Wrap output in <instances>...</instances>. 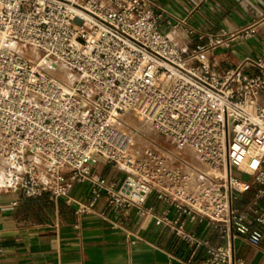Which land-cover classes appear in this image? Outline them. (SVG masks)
Masks as SVG:
<instances>
[{
	"label": "built area",
	"instance_id": "obj_1",
	"mask_svg": "<svg viewBox=\"0 0 264 264\" xmlns=\"http://www.w3.org/2000/svg\"><path fill=\"white\" fill-rule=\"evenodd\" d=\"M162 15L156 0H0V190L13 204L64 199L79 214L100 201L133 208L204 264H245L236 239L264 242V56L248 73L218 67L203 46L183 54ZM183 26L193 33L183 19L171 33ZM129 113L172 149L136 142Z\"/></svg>",
	"mask_w": 264,
	"mask_h": 264
},
{
	"label": "crops",
	"instance_id": "obj_2",
	"mask_svg": "<svg viewBox=\"0 0 264 264\" xmlns=\"http://www.w3.org/2000/svg\"><path fill=\"white\" fill-rule=\"evenodd\" d=\"M156 9L163 14L162 31L172 35L183 54L203 46L220 68L243 65L245 72H257L247 62L264 56V0H156ZM182 19L193 33L183 26L172 34L171 25ZM102 163L107 178H122L117 170L120 177L111 176L114 168ZM70 194L84 201L88 188L76 184ZM250 194L240 196L235 205L244 207ZM13 200L0 190V264H204L202 252L193 256L163 226L133 208L107 210L100 201L92 211L79 214L64 199ZM149 201L162 208L153 197ZM259 228L264 232V225ZM188 229L219 242L203 224ZM235 253L245 264H264V242L253 247L237 238Z\"/></svg>",
	"mask_w": 264,
	"mask_h": 264
},
{
	"label": "rangeland",
	"instance_id": "obj_3",
	"mask_svg": "<svg viewBox=\"0 0 264 264\" xmlns=\"http://www.w3.org/2000/svg\"><path fill=\"white\" fill-rule=\"evenodd\" d=\"M68 73H69L68 70H66L64 68L61 69V72H60L61 75H65L67 77ZM129 126H130V128L138 130V136L136 138V142H138L139 144L148 141V142H153V143H160L161 145H166V147L168 149H172V146L167 141H165L160 135L155 133L148 125L143 124V123L138 124L135 120L134 121L131 120V124H129ZM140 127H142V128L140 129ZM137 139H138V141H137ZM184 156L187 159L192 160V157L187 152L184 153ZM99 164H100V166L98 167V171H101L102 173H104V170L102 169L103 168L102 167V164H103L102 161H100ZM111 170H112V171H110L111 176L115 175L116 177L117 176L120 177V174L116 171V169H111Z\"/></svg>",
	"mask_w": 264,
	"mask_h": 264
},
{
	"label": "bare ground",
	"instance_id": "obj_4",
	"mask_svg": "<svg viewBox=\"0 0 264 264\" xmlns=\"http://www.w3.org/2000/svg\"><path fill=\"white\" fill-rule=\"evenodd\" d=\"M69 79L70 80H72L73 79V77H71L70 75H69ZM132 118V119H131ZM131 120H135L138 124H141V121L139 120V119H135L134 118V113H129V114H127V121H129L130 123H131ZM142 127H140V129H141ZM3 160H2V158L0 157V169H1V166H2V162Z\"/></svg>",
	"mask_w": 264,
	"mask_h": 264
}]
</instances>
